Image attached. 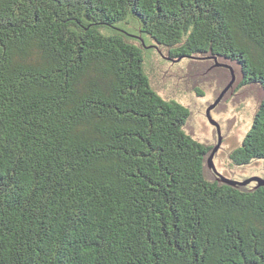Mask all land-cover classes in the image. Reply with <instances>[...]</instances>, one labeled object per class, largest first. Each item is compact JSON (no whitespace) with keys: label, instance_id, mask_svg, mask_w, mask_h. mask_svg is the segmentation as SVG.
Returning <instances> with one entry per match:
<instances>
[{"label":"trees","instance_id":"trees-1","mask_svg":"<svg viewBox=\"0 0 264 264\" xmlns=\"http://www.w3.org/2000/svg\"><path fill=\"white\" fill-rule=\"evenodd\" d=\"M147 49L264 91V0H0V264H264V186L208 178ZM262 158L264 95L230 159Z\"/></svg>","mask_w":264,"mask_h":264},{"label":"rangeland","instance_id":"rangeland-1","mask_svg":"<svg viewBox=\"0 0 264 264\" xmlns=\"http://www.w3.org/2000/svg\"><path fill=\"white\" fill-rule=\"evenodd\" d=\"M146 53L151 58L147 71L153 86L161 94L175 98L190 108L185 127L206 145H214L218 135L216 126L209 122L205 111L215 99L218 100L210 109V115L218 123L223 136L222 148L213 158L220 173L236 180L254 175L264 177L263 158L235 165L227 157L229 151L242 143L251 128L253 117L258 115L264 95L262 87L249 82L239 85L244 75L236 61L221 57L173 60L166 51H161V56L153 49H147ZM162 57L164 60L160 61ZM201 92L203 96L199 95ZM233 116L234 122L227 130V120Z\"/></svg>","mask_w":264,"mask_h":264},{"label":"water","instance_id":"water-1","mask_svg":"<svg viewBox=\"0 0 264 264\" xmlns=\"http://www.w3.org/2000/svg\"><path fill=\"white\" fill-rule=\"evenodd\" d=\"M216 59V57H215ZM223 59H228L227 57H224ZM230 60V59H229ZM216 100V99H215ZM215 100H214V103L213 104H210L207 109H206V116L209 120V122L211 124H214L216 126V130H217V135H218V141L217 143L213 146V148L211 150H209L206 155H205V165H204V172L205 174L208 176V178H211V179H214V180H217L219 182H222L224 184H227V185H230V186H233L237 189H241V190H254L256 189L257 187L259 186H264V177H261V176H250L246 179H242V180H236V179H233V178H229L223 174H221L220 172H218L215 168V165H214V161H213V158H214V154L215 152L217 151L218 147L220 146V143H221V134H220V128H219V125L218 123L212 119L211 115H210V109L214 106L215 104ZM218 100H216L217 102ZM234 122V116L230 119V120H227V127L226 129L228 130V128L231 127L232 123ZM213 129H212V134H213ZM227 133V132H226ZM225 133V135H226ZM224 135V136H225ZM214 142H215V136H214ZM224 150V149H223ZM263 168H264V158H263ZM206 169V171H205ZM214 171V176L209 174V172L211 171ZM230 172V171H229ZM231 173V172H230ZM250 182H254L255 184L252 186L251 189H245L244 187L246 185H248Z\"/></svg>","mask_w":264,"mask_h":264},{"label":"flooded vegetation","instance_id":"flooded-vegetation-1","mask_svg":"<svg viewBox=\"0 0 264 264\" xmlns=\"http://www.w3.org/2000/svg\"><path fill=\"white\" fill-rule=\"evenodd\" d=\"M227 65V64H226ZM228 67H229V64L227 65ZM242 77H244V76H242ZM244 79V78H243ZM243 79H241L240 80V83H239V85H241L242 84V82H243ZM242 85H246L245 83H243ZM217 133V132H216ZM222 136V135H221ZM217 141H218V137H217V139H216V143H217ZM215 143V144H216ZM222 143H223V138L221 137V143H220V146L218 147V149H217V151L215 152V154L216 153H218L219 152V150H221V148H222ZM214 144V145H215ZM234 150H235V148L234 149H232L231 151H229V153L227 154V157L230 159L231 158V155L233 154V152H234ZM215 154H214V156H215ZM231 160V159H230ZM215 168H216V165H215ZM216 170L218 171V172H220L217 168H216ZM211 173H212V175L214 176V171L212 170L211 171ZM254 183V182H253ZM252 185V184H251ZM250 185V186H251Z\"/></svg>","mask_w":264,"mask_h":264}]
</instances>
